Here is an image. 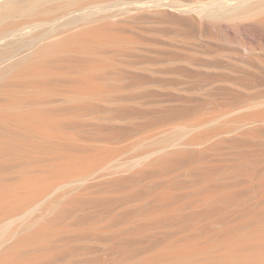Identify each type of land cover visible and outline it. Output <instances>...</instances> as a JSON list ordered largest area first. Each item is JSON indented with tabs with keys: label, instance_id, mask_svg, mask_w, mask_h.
<instances>
[{
	"label": "bare ground",
	"instance_id": "6f19581e",
	"mask_svg": "<svg viewBox=\"0 0 264 264\" xmlns=\"http://www.w3.org/2000/svg\"><path fill=\"white\" fill-rule=\"evenodd\" d=\"M21 1L0 0V11ZM222 7L231 19H248L223 27L264 40V0ZM113 22L53 36L0 69V224L119 151L111 139L122 132L93 120L124 89L119 58L137 40ZM243 117L264 121V108ZM257 124L205 148L167 151L62 201L54 197L47 218L13 232L0 248V264H264V126ZM202 134L191 141L209 133Z\"/></svg>",
	"mask_w": 264,
	"mask_h": 264
},
{
	"label": "rangeland",
	"instance_id": "374dc122",
	"mask_svg": "<svg viewBox=\"0 0 264 264\" xmlns=\"http://www.w3.org/2000/svg\"><path fill=\"white\" fill-rule=\"evenodd\" d=\"M229 1L22 0L15 9L0 11V27L6 26L0 32V69L49 38L94 21H115L138 40L119 58L124 77L118 83L124 89L106 98L103 111L93 118L99 122L102 117L107 132H122L111 139L119 151L86 178L60 185L30 210L0 224V248L47 218L51 210L44 208L54 197L63 199L86 185L128 176L167 151L205 148L257 123L264 126V121L246 122L243 117L264 108V40L223 27L226 21L230 26L248 20L231 19L232 13L227 17L222 6ZM186 108L185 114L175 113ZM200 133L215 135L191 141Z\"/></svg>",
	"mask_w": 264,
	"mask_h": 264
}]
</instances>
